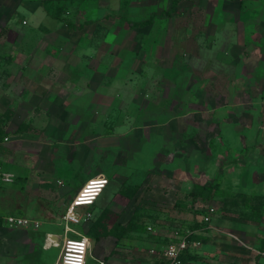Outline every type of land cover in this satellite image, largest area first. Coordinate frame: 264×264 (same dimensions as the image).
I'll list each match as a JSON object with an SVG mask.
<instances>
[{"label": "rangeland", "instance_id": "1", "mask_svg": "<svg viewBox=\"0 0 264 264\" xmlns=\"http://www.w3.org/2000/svg\"><path fill=\"white\" fill-rule=\"evenodd\" d=\"M117 1L115 17L120 6L129 20L163 15L125 35L116 23L109 41L17 34L0 52V167L12 180L0 185V216L57 234L74 193L100 175L95 204L76 210L90 219L71 229L90 243L105 234L98 225L110 229L119 261L109 263L167 264L158 255L184 240L194 260L180 264H264V0ZM26 3L0 0V16L27 22ZM31 52L64 69L46 99ZM106 262L89 244L85 264Z\"/></svg>", "mask_w": 264, "mask_h": 264}, {"label": "crops", "instance_id": "2", "mask_svg": "<svg viewBox=\"0 0 264 264\" xmlns=\"http://www.w3.org/2000/svg\"><path fill=\"white\" fill-rule=\"evenodd\" d=\"M111 1L113 0H27L25 7H22L23 11L26 13L25 15H27V22L23 21L22 23L25 26H21L22 24L14 22L12 16H0V52L6 50L9 51L10 48L8 49V46L10 44L11 46H14V37L17 34L23 35V38L31 41L37 39L43 41L48 40L49 38L53 45H56L57 43H59V41L61 42L67 40L96 41L97 34H101V37L103 36L102 40L105 39L109 41L118 38L119 30L117 31L116 25L119 23L125 25V29L121 28V35H125L123 30H143L145 27L152 25L154 19L160 18L163 15L161 13H150L147 18H142L140 20H129L128 18H124L122 13H118L119 8L122 9L120 6L116 11H114V13L117 12L115 14H118L121 17H115V15H112L113 9L111 8ZM131 1L134 2V0ZM140 1L141 0H139V2ZM174 1L175 0H172L171 3L174 4ZM38 2H46L53 5H61L63 8L66 9L65 14L69 16L68 20L57 19L56 17H54L55 19L52 17L54 20L51 19L50 13L45 12L44 9L40 7V4ZM117 3V5H119V0L117 1ZM80 4H83V8L78 9ZM77 11H79L80 14H77ZM61 16L64 17L62 14ZM148 19H151V23H149V25H146L145 27L131 28L129 26V24L146 21ZM96 30L98 31L96 32ZM49 56L50 55L48 52H31L30 54L32 64H36L38 62L35 58L39 60L38 67H40L42 71L40 76V84L41 88L47 92H45L43 99L49 97V82H65L67 80L66 76L64 75V69L62 68L63 66L58 64L57 66H52V60L49 58ZM91 56L92 55L88 54V57ZM33 59H35V62H33ZM76 68H78V66H73L69 71L74 72V69ZM81 78L82 77H79L77 80H80ZM42 84L44 86H42ZM150 195L151 193L149 192V196ZM156 199L158 201H170L169 196L163 195L160 197L156 195ZM40 228V224L37 228L30 227L26 229L12 227L10 229H5V227L0 226V258H14L15 264H48V251L50 249H58L55 247H48L44 245V239L46 238V234L49 233H42V230H40ZM37 235L39 236V239L35 240V236ZM89 244H94L95 250L97 251L99 256L107 255L106 263L111 264L109 262L114 259L112 256L114 241L111 236L101 237L98 239V241L94 243H90L89 241ZM187 256H185L184 251L183 255H181L180 260H182L183 257L184 259L188 258V261L194 260L193 258ZM158 257H160V260L162 261L163 253L158 255ZM56 259L53 264H55ZM115 260L119 261L118 258H115L113 261Z\"/></svg>", "mask_w": 264, "mask_h": 264}, {"label": "built area", "instance_id": "3", "mask_svg": "<svg viewBox=\"0 0 264 264\" xmlns=\"http://www.w3.org/2000/svg\"><path fill=\"white\" fill-rule=\"evenodd\" d=\"M12 183L11 177L5 174L0 167V185ZM106 179L102 176H93L85 180L72 196L60 222V232L46 234L44 245L58 249L55 264H85L89 251V241L86 237L74 232L71 227L78 226L90 219L89 214L79 215L77 209L89 208L96 201L106 186ZM38 222L13 216H0L1 227L37 228ZM187 246L184 240L175 244H168L163 251V259L167 264H180ZM101 264V263H99Z\"/></svg>", "mask_w": 264, "mask_h": 264}, {"label": "trees", "instance_id": "4", "mask_svg": "<svg viewBox=\"0 0 264 264\" xmlns=\"http://www.w3.org/2000/svg\"><path fill=\"white\" fill-rule=\"evenodd\" d=\"M173 4V3H172ZM149 23H151V19H148V20H146V21H141V22H138V23H132V24H129V26L131 27V28H138V27H140V28H142V27H145L146 25H149ZM94 204V203H93ZM93 206V205H92ZM92 206H90V207H92ZM89 207V208H90ZM99 218H101V215L100 216H98V219ZM98 227H99V231L103 234V233H105L104 235H93V237H94V240L95 241H97L100 237H106V236H111V230L110 229H107L106 228V226L104 227L103 225H98ZM87 238V237H86ZM88 239V238H87ZM97 239V240H96ZM183 259H184V257H183ZM182 259V260H183ZM188 259V258H187Z\"/></svg>", "mask_w": 264, "mask_h": 264}]
</instances>
